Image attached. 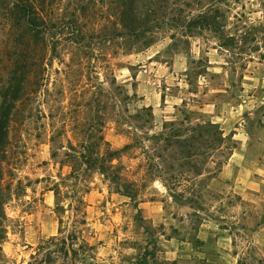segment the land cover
Here are the masks:
<instances>
[{
	"label": "rangeland",
	"instance_id": "374dc122",
	"mask_svg": "<svg viewBox=\"0 0 264 264\" xmlns=\"http://www.w3.org/2000/svg\"><path fill=\"white\" fill-rule=\"evenodd\" d=\"M130 6L154 10L136 35ZM11 75L3 264H264V183L212 181L231 149L264 163V0H0V88ZM126 145L109 175L79 159Z\"/></svg>",
	"mask_w": 264,
	"mask_h": 264
},
{
	"label": "trees",
	"instance_id": "16d2710c",
	"mask_svg": "<svg viewBox=\"0 0 264 264\" xmlns=\"http://www.w3.org/2000/svg\"><path fill=\"white\" fill-rule=\"evenodd\" d=\"M122 1L123 3L127 5L129 3H133L134 1H138V0H122ZM12 10L13 11L17 10V13H14V15L18 14L17 15L18 17L16 18V20L18 21V24L20 23L24 24L26 27H28L27 29L29 31L33 32V30L36 27L37 18L39 16L37 13V9H35V7H33L32 5L26 3L25 5L21 4V8L16 5L15 7H13ZM144 14H145L144 20H140L139 17L140 15L142 16L143 14L139 13V11L137 13V10H135V8L131 6L127 9L126 12L122 13V16L123 15L126 16L125 20L123 21L122 26L128 32L129 35H132V34L136 35L139 32L145 30L149 26L147 20L150 14L152 15L154 14V10H152V8L146 9ZM24 76L25 75H22L20 77H15L11 75L9 86L6 88H3L1 86L0 88V155L3 153L4 148L6 147L7 142H8L7 135H8L9 119H10L11 112L14 109V104L19 98L20 88L24 80ZM206 126L207 128L217 129L219 133V138H221L222 136L221 131H219L216 125L211 124V123H206ZM100 140L104 142L103 138H101ZM127 148H128V145L124 146L119 151L108 150L107 153L99 154V155H96L95 157H90L89 155L87 156L83 153H79V159H81V162L86 166V171L87 170H95V171L97 170V172L105 176V174L109 175V172L115 169V167H113L112 165L113 161L117 160L118 154L122 153ZM0 177H1V174H0ZM112 178L115 181L121 182V179L118 175H115V176L113 175ZM123 188H124L123 191H120L118 189L116 193H119L123 196H127L131 198V194L128 191V185L126 184L122 185V189ZM54 193H55V196L58 195L56 191ZM81 203H83L82 200H81ZM3 205H4V199L2 195V189L0 186V264H3V261H4L2 247H3V243L6 240V235H7L6 228L4 226L6 216L3 210ZM83 224H86V222L84 221ZM136 264H149V261L146 259H143ZM237 264H242V263L241 261H238Z\"/></svg>",
	"mask_w": 264,
	"mask_h": 264
},
{
	"label": "crops",
	"instance_id": "0c3cea01",
	"mask_svg": "<svg viewBox=\"0 0 264 264\" xmlns=\"http://www.w3.org/2000/svg\"><path fill=\"white\" fill-rule=\"evenodd\" d=\"M160 71V70H157ZM181 93V92H180ZM174 99L172 96H167L165 99ZM158 103L160 104H167L168 102L162 97H159ZM176 101L183 102L179 100V98H175ZM176 104V103H175ZM183 104V103H180ZM150 106V105H148ZM150 108V107H148ZM155 109V108H154ZM215 106L210 104H204L203 107H199V112L206 114V117L209 118L207 123H211L214 125H218L219 121H214V110ZM220 124V123H219ZM164 125V124H163ZM222 136L225 137V134L221 131ZM248 148L244 146H240L239 148L231 149L230 155L228 156L227 160L222 163V166L216 173V177H212V181L216 182L217 184H229L230 186L234 185L236 188L240 189L244 196L251 195L250 190L258 192L259 189L256 190L255 186L258 183H264V163L257 161L251 162V159L246 156L248 153ZM207 175H209L207 173ZM206 176L204 173L198 174V178H202ZM120 195V194H119ZM129 200V202H133L134 200L127 196H123ZM245 198V197H243ZM174 199V198H173ZM164 202H156L151 201L149 204V210L146 213V218L150 219H158L159 218V210L156 211L157 213H151V205L155 204H163ZM155 212V211H154ZM160 212L162 209L160 208Z\"/></svg>",
	"mask_w": 264,
	"mask_h": 264
}]
</instances>
